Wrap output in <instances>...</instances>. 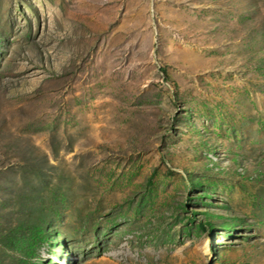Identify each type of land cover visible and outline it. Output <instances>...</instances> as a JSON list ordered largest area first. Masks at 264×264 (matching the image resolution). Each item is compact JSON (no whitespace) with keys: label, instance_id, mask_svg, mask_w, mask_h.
Returning a JSON list of instances; mask_svg holds the SVG:
<instances>
[{"label":"rangeland","instance_id":"374dc122","mask_svg":"<svg viewBox=\"0 0 264 264\" xmlns=\"http://www.w3.org/2000/svg\"><path fill=\"white\" fill-rule=\"evenodd\" d=\"M0 264H264V0H0Z\"/></svg>","mask_w":264,"mask_h":264}]
</instances>
